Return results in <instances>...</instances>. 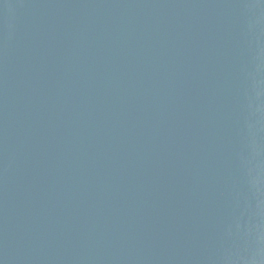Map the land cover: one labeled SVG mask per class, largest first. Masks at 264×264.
<instances>
[{
    "label": "water",
    "instance_id": "1",
    "mask_svg": "<svg viewBox=\"0 0 264 264\" xmlns=\"http://www.w3.org/2000/svg\"><path fill=\"white\" fill-rule=\"evenodd\" d=\"M0 264H264V0H0Z\"/></svg>",
    "mask_w": 264,
    "mask_h": 264
}]
</instances>
